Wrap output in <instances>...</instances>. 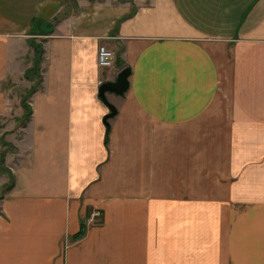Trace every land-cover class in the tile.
<instances>
[{
	"label": "crops",
	"instance_id": "crops-1",
	"mask_svg": "<svg viewBox=\"0 0 264 264\" xmlns=\"http://www.w3.org/2000/svg\"><path fill=\"white\" fill-rule=\"evenodd\" d=\"M0 116V264H264V0H0Z\"/></svg>",
	"mask_w": 264,
	"mask_h": 264
},
{
	"label": "rangeland",
	"instance_id": "rangeland-1",
	"mask_svg": "<svg viewBox=\"0 0 264 264\" xmlns=\"http://www.w3.org/2000/svg\"><path fill=\"white\" fill-rule=\"evenodd\" d=\"M35 76L37 77V80H36V82L34 83V85L32 86L31 89H28L27 87H23V86L17 87L18 94L23 96L24 100L26 99L25 100L26 104H29L28 100L30 99V94H31L32 89L35 88V87H38L40 85L39 81H38V76L37 75H35ZM27 79L31 80V78H27ZM10 85H11L10 82H9V84L4 83L2 88H6L7 86H10ZM21 104H22V100H21ZM22 106H23V104H22ZM3 118H4V116H0V128H1L0 129V158H1V155L3 153L5 154L4 155V162H3V164H0V199L6 193V191L8 190V186L13 181L11 170H9V168L6 166V155L8 153H17L16 150H15L16 148L12 145L11 141L19 139V135L21 134L20 130H13V131H4V130H2L1 120ZM27 120L28 119H26L24 117L18 119L17 120L18 121V125L21 126V125L25 124V122ZM9 140H11V141H9ZM4 142H6V143H4ZM7 143H9L11 145L9 146V144H7ZM106 146L108 147V145H106Z\"/></svg>",
	"mask_w": 264,
	"mask_h": 264
},
{
	"label": "trees",
	"instance_id": "trees-1",
	"mask_svg": "<svg viewBox=\"0 0 264 264\" xmlns=\"http://www.w3.org/2000/svg\"><path fill=\"white\" fill-rule=\"evenodd\" d=\"M30 44L34 49L33 66L29 70H27L25 76H26V78H33L35 75H37L38 81L40 84V80H41L40 65H41V62L43 59L44 47H43L42 42L36 41L35 39H31ZM34 89H36V87L33 88L32 91ZM23 98H22V104L25 107L24 118L29 119L31 116V113H32V109H31L29 104H26V102H25L26 99L24 100ZM106 127L107 128H106V134H105V144L108 145L109 134H110V125H107ZM4 143H6V142H4ZM7 144H9V143H7ZM10 145L11 144H9V146ZM4 155H5L4 153L1 155L0 164H3V162H4ZM12 177H13V175H12ZM13 184H14V181H12L11 184L8 186V190H10L13 187ZM86 230H87V225L85 222H83L80 231L77 232L75 235H73L72 239L76 240V239L81 238L86 233Z\"/></svg>",
	"mask_w": 264,
	"mask_h": 264
},
{
	"label": "water",
	"instance_id": "water-1",
	"mask_svg": "<svg viewBox=\"0 0 264 264\" xmlns=\"http://www.w3.org/2000/svg\"><path fill=\"white\" fill-rule=\"evenodd\" d=\"M131 73L130 68H123L115 80L106 81L99 87V97L109 107L110 112L104 117L106 126L109 125L108 119L113 117L117 108L107 98L108 93H114L117 95H123L129 89V75Z\"/></svg>",
	"mask_w": 264,
	"mask_h": 264
},
{
	"label": "built area",
	"instance_id": "built-area-1",
	"mask_svg": "<svg viewBox=\"0 0 264 264\" xmlns=\"http://www.w3.org/2000/svg\"><path fill=\"white\" fill-rule=\"evenodd\" d=\"M115 59V52L108 48L106 45H101L98 51V61L99 65L102 67H109L113 64ZM101 214L98 210H94L91 213V219L94 220L99 217Z\"/></svg>",
	"mask_w": 264,
	"mask_h": 264
}]
</instances>
